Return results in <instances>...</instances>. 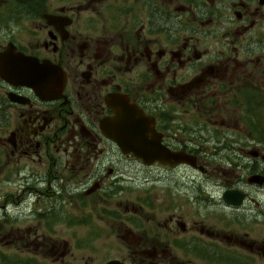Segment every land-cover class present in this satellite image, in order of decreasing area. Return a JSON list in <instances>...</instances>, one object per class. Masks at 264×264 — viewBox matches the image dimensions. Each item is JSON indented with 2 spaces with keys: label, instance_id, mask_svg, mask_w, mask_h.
I'll use <instances>...</instances> for the list:
<instances>
[{
  "label": "flooded vegetation",
  "instance_id": "flooded-vegetation-1",
  "mask_svg": "<svg viewBox=\"0 0 264 264\" xmlns=\"http://www.w3.org/2000/svg\"><path fill=\"white\" fill-rule=\"evenodd\" d=\"M0 195L40 264H264V0H0Z\"/></svg>",
  "mask_w": 264,
  "mask_h": 264
},
{
  "label": "rangeland",
  "instance_id": "rangeland-1",
  "mask_svg": "<svg viewBox=\"0 0 264 264\" xmlns=\"http://www.w3.org/2000/svg\"><path fill=\"white\" fill-rule=\"evenodd\" d=\"M2 199V195H0V201ZM10 210V209H9ZM0 214H5L4 211H0ZM18 226V224H17ZM9 228L8 224H5L3 229L7 231ZM60 233L59 235L67 236L69 234V231L66 226L59 227ZM55 235V232H53ZM21 243V242H18ZM68 246L70 249L73 247V243H68ZM13 246H9V244L2 242L0 244V264H10L11 259L20 258L26 262H28L31 258L32 261L36 264H40V259L36 257H32L30 255H27L25 252L21 251H15ZM60 251V249H59ZM74 252V253H73ZM56 254L47 256V258H43V260L47 261L45 264H78L79 261L83 262L86 260V258L89 256V252L86 250L83 251H68L64 257H57L55 258Z\"/></svg>",
  "mask_w": 264,
  "mask_h": 264
},
{
  "label": "water",
  "instance_id": "water-1",
  "mask_svg": "<svg viewBox=\"0 0 264 264\" xmlns=\"http://www.w3.org/2000/svg\"><path fill=\"white\" fill-rule=\"evenodd\" d=\"M9 74H11V72L9 71ZM26 76V75H25ZM122 116L123 114L122 113H119L118 114V119L121 120L122 119ZM133 120H136V121H144V116L142 115V113H139V112H136L134 113V118ZM136 132V130H134V133ZM133 139H136V136H133L131 137ZM156 147L157 149V146L155 145H149V144H146L145 142H136V141H133L132 143H129L128 144V149H131L135 154H139V152L142 150V149H154ZM159 151H160V154H161V157L165 156V157H171L172 155H166L165 153H163L161 147L159 148ZM149 156H153L154 155V152H149L148 153ZM253 179H256L258 180L259 179V176H254Z\"/></svg>",
  "mask_w": 264,
  "mask_h": 264
}]
</instances>
